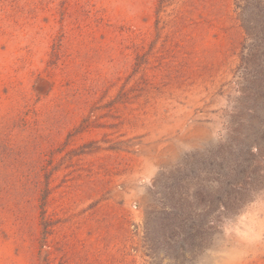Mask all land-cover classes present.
I'll use <instances>...</instances> for the list:
<instances>
[{"label": "rangeland", "instance_id": "374dc122", "mask_svg": "<svg viewBox=\"0 0 264 264\" xmlns=\"http://www.w3.org/2000/svg\"><path fill=\"white\" fill-rule=\"evenodd\" d=\"M0 264H264V0H0Z\"/></svg>", "mask_w": 264, "mask_h": 264}]
</instances>
